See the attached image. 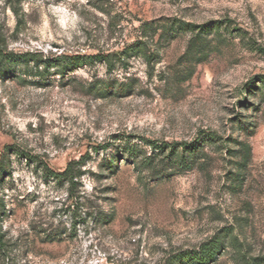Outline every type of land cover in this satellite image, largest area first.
<instances>
[{"label":"rangeland","instance_id":"obj_1","mask_svg":"<svg viewBox=\"0 0 264 264\" xmlns=\"http://www.w3.org/2000/svg\"><path fill=\"white\" fill-rule=\"evenodd\" d=\"M0 47L44 73L0 59V264H163L230 227L264 256V0H0Z\"/></svg>","mask_w":264,"mask_h":264},{"label":"trees","instance_id":"obj_2","mask_svg":"<svg viewBox=\"0 0 264 264\" xmlns=\"http://www.w3.org/2000/svg\"><path fill=\"white\" fill-rule=\"evenodd\" d=\"M14 11L18 15V9L15 6ZM211 23L198 25L192 23H184L177 26L172 25L168 30H164L162 35H166L170 31H174L175 28L180 29H191L205 31L211 27ZM145 27L151 28L152 26L147 23ZM146 44L140 40H137L135 43L130 44L125 47L123 51L119 54H106V55H91V56H81V55H59L53 62H47L46 71L48 72L51 67H56V70L60 74H66L67 71H73L80 67H83L87 64H93L95 61H105L109 68L112 69L115 66V61L118 59L121 60L122 56L128 58L134 54L146 53ZM146 55H148L146 53ZM38 55L30 52L24 53H15V52H5L4 49L0 47V59L1 63L13 62L16 64L25 63V68L21 73L23 74H44L40 70L39 62H36L34 66L30 65L32 58H36ZM149 56V55H148ZM35 69V71H33ZM99 91H102L103 94L109 93L108 88H100ZM147 143L150 144L154 149H158V152H164L168 147H172V153H176L177 145H170L168 142H163L158 144L156 141L147 140ZM135 144L127 145L125 147V152L129 153V158H137L138 150L135 147ZM182 146H184L182 144ZM13 148V145L7 146V149ZM19 154H23L22 151H19ZM6 156V155H4ZM2 157L0 160V182L2 180V175L6 170L5 157ZM28 160L36 161L32 156H28ZM34 158V159H33ZM148 159V158H146ZM81 161H70L63 171H53L47 168L46 175L58 179L59 181H69L74 184V178L77 172V166ZM4 204L0 202V207ZM6 234L0 227V253L6 248L7 242L5 240ZM228 249H232L236 253V258L238 263L241 264H264V256H254L251 253H247L245 249L244 242L241 241L239 235L235 232L233 228H223L219 230L216 234L210 238L203 241L199 246L192 249H184L177 251L171 254L168 258L165 259L163 264H214L218 261L219 257Z\"/></svg>","mask_w":264,"mask_h":264}]
</instances>
